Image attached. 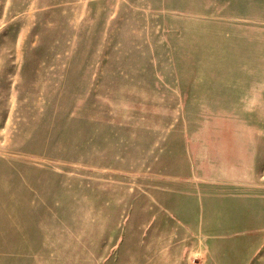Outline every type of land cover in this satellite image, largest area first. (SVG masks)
<instances>
[{
	"label": "rangeland",
	"instance_id": "rangeland-1",
	"mask_svg": "<svg viewBox=\"0 0 264 264\" xmlns=\"http://www.w3.org/2000/svg\"><path fill=\"white\" fill-rule=\"evenodd\" d=\"M209 127L264 130V0H0V264H264V231L162 228Z\"/></svg>",
	"mask_w": 264,
	"mask_h": 264
},
{
	"label": "crops",
	"instance_id": "crops-1",
	"mask_svg": "<svg viewBox=\"0 0 264 264\" xmlns=\"http://www.w3.org/2000/svg\"><path fill=\"white\" fill-rule=\"evenodd\" d=\"M179 134L194 137L185 139V145L193 149L182 151L177 159L183 164L194 167L201 166V170L192 169L188 173L203 184L189 188L181 181L164 182L152 186L150 191H161L168 201L157 204L160 206L161 220L165 225L164 230L193 229L211 232H227L232 230H257L264 231V188L256 192V201H249V196L238 205L231 200V196L224 192L216 194L214 186L210 184L219 176L210 170V167L226 165L229 160L240 159L242 164L259 168L261 173L256 175L244 174L247 182L264 184V130L263 128H226L209 127L198 130H180ZM178 133V132H175ZM189 143V144H188ZM236 146L240 150L237 155L229 154L223 150H213ZM254 174V173H253ZM172 179H177L175 173L168 174ZM238 208V212L234 210ZM215 210L214 213H211ZM157 217V216H156ZM155 220V219H154ZM175 225V226H170ZM187 225V226H185ZM188 226L190 228H188Z\"/></svg>",
	"mask_w": 264,
	"mask_h": 264
}]
</instances>
